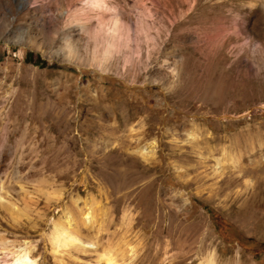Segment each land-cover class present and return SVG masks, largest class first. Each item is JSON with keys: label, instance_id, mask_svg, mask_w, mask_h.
I'll use <instances>...</instances> for the list:
<instances>
[{"label": "rangeland", "instance_id": "rangeland-1", "mask_svg": "<svg viewBox=\"0 0 264 264\" xmlns=\"http://www.w3.org/2000/svg\"><path fill=\"white\" fill-rule=\"evenodd\" d=\"M98 1L0 0V264H264V0Z\"/></svg>", "mask_w": 264, "mask_h": 264}, {"label": "bare ground", "instance_id": "bare-ground-1", "mask_svg": "<svg viewBox=\"0 0 264 264\" xmlns=\"http://www.w3.org/2000/svg\"><path fill=\"white\" fill-rule=\"evenodd\" d=\"M98 1V0H97ZM96 0H92V2L97 3ZM99 2V1H98ZM96 5V4H94ZM57 227V226H56ZM52 241L54 244L58 247L65 246L66 245H75L77 247L79 246L78 242L80 241V238L76 234H70V232H67L66 230L56 229L54 234L52 235ZM83 247V246H82ZM86 249V248H84ZM100 259L103 260V264H114V259L111 255L107 253H101ZM32 259H30L28 252L26 250H20L13 256V260L8 264H30L32 263Z\"/></svg>", "mask_w": 264, "mask_h": 264}, {"label": "trees", "instance_id": "trees-1", "mask_svg": "<svg viewBox=\"0 0 264 264\" xmlns=\"http://www.w3.org/2000/svg\"><path fill=\"white\" fill-rule=\"evenodd\" d=\"M26 59H27V61H33V60H32V53H30V52L27 53V58H26ZM34 63H37V64L40 63V64H42L43 62H42V61H39V57H37V58L34 60Z\"/></svg>", "mask_w": 264, "mask_h": 264}]
</instances>
